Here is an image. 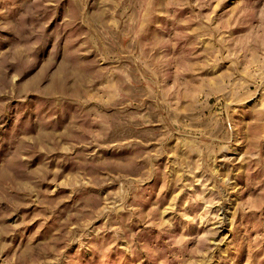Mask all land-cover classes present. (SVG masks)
Listing matches in <instances>:
<instances>
[{
  "label": "rangeland",
  "instance_id": "obj_1",
  "mask_svg": "<svg viewBox=\"0 0 264 264\" xmlns=\"http://www.w3.org/2000/svg\"><path fill=\"white\" fill-rule=\"evenodd\" d=\"M0 264H264V0H0Z\"/></svg>",
  "mask_w": 264,
  "mask_h": 264
}]
</instances>
